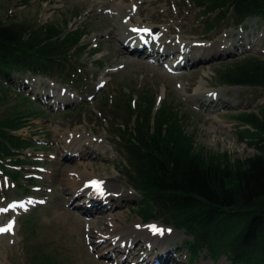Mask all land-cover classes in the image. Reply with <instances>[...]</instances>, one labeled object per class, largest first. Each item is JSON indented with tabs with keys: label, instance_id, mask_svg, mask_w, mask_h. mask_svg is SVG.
I'll return each instance as SVG.
<instances>
[{
	"label": "rangeland",
	"instance_id": "rangeland-1",
	"mask_svg": "<svg viewBox=\"0 0 264 264\" xmlns=\"http://www.w3.org/2000/svg\"><path fill=\"white\" fill-rule=\"evenodd\" d=\"M120 2L136 4L130 18L137 29L151 26L153 32L140 36L151 37L156 45L163 46L158 55L130 51V41L137 31L130 30L132 34L126 38L115 36L117 15L111 10ZM201 12L187 0H0V22L87 30L82 42L86 48L72 57L78 69L73 78L78 84L42 76L29 78V74L21 77L24 84L0 83V116H14L19 109L32 112L17 133L34 143L21 154L22 160H29L27 164L6 165L8 169L1 166L9 175L20 170L16 176L7 178L0 169V226L14 223L13 232L0 234V264H40V260L43 264H144L149 250L153 252L147 254V264H155V260L162 264H230L224 251H220L217 263L208 251L198 257L190 254L184 244L188 238L185 231L161 219L148 223L169 227L171 231H165L164 236L153 233L148 226L151 224L144 225L147 221L136 211L141 196L127 178L125 157L110 124L122 121L123 112L115 113L104 105L105 101L116 102L134 93L131 102L135 107L133 100L138 101L140 94L148 91L157 96L158 106L163 101L172 103L184 114L188 131L195 134L197 146L207 153H228L231 159L256 153L241 138L235 118L264 103V89L221 86L217 69L244 57L264 59L263 21L251 18L233 27L229 17L213 33L204 35L207 23L205 19L199 21ZM171 40L176 46L198 47L196 52L204 57L188 59L178 50L174 56L160 58L164 45ZM126 46L125 53H120ZM126 59L130 61L126 63ZM199 87L215 101L205 100L202 105L194 101L192 96ZM214 118L221 123L214 124L215 130L211 128ZM78 132L87 135L79 144L80 153L75 151L77 144L73 149L68 143L78 137ZM77 162L85 163L86 169L80 170ZM66 166L78 171L62 173ZM82 174L113 176L114 186L109 190L113 196L105 203L64 179ZM115 193L121 195L116 197ZM100 208L107 212L98 213ZM136 222L146 230L130 245L131 258L122 261L128 254L126 248L116 246L115 241L121 239L116 235L132 230ZM97 232L104 236L103 241ZM116 248L121 251H114ZM158 252H165V257L172 260L159 259Z\"/></svg>",
	"mask_w": 264,
	"mask_h": 264
},
{
	"label": "trees",
	"instance_id": "trees-1",
	"mask_svg": "<svg viewBox=\"0 0 264 264\" xmlns=\"http://www.w3.org/2000/svg\"><path fill=\"white\" fill-rule=\"evenodd\" d=\"M190 1L206 19V35L229 17L234 26L253 17L264 24V0ZM86 34L85 28L1 21L0 77L7 81L31 73L73 82L77 70L72 57L86 47L81 44ZM217 78L220 85L264 89V59H236L218 68ZM133 94L112 102L113 111L124 117L112 125L125 153L127 178L141 195L138 214L145 221L161 219L184 229L186 248L195 257L207 250L217 261L224 251L230 264H264V103L235 118L241 138L256 153L231 159L228 153L198 147L174 104L164 101L157 107V96L143 91L133 107ZM18 111L0 116V162L12 158L22 163L18 155L33 145L17 134L33 114Z\"/></svg>",
	"mask_w": 264,
	"mask_h": 264
},
{
	"label": "bare ground",
	"instance_id": "bare-ground-1",
	"mask_svg": "<svg viewBox=\"0 0 264 264\" xmlns=\"http://www.w3.org/2000/svg\"><path fill=\"white\" fill-rule=\"evenodd\" d=\"M136 4H125L124 2H120L118 5L116 6H113L112 7V10L111 12L113 14H116L117 15V21H116V29H117V35L115 36H119V37H127V36H130L132 33L130 30H133V32H135L136 28H137V25H134L133 22H132V19L130 18V15L132 14V12H134L136 10ZM128 10L129 12L127 13L128 15L126 16H123V12ZM134 14V13H133ZM140 29H143V28H149V26H142V27H139ZM140 33V32H139ZM125 37V38H126ZM147 41V40H146ZM134 42H136L137 44H141L143 41L142 39L140 38V36L138 34H135L134 38L131 40V44H133ZM174 40H171L169 42V44H166L164 45V49L163 51L161 50V55H160V58H164V57H167V56H170V54H173L172 56L176 55L177 51L178 50H182L183 51V54L185 56V58H188V59H191V58H196V57H199L200 59L204 57V55L200 56L198 55V53L196 52V50H199L198 47H195V46H176L174 44ZM130 44V45H131ZM135 44V43H134ZM132 46V45H131ZM182 46V47H181ZM130 47V46H129ZM160 47L161 46H158L156 48L155 45L152 46L151 48V45H150V48H149V51H150V54L154 55H158V53H160ZM163 47V46H162ZM191 47V48H190ZM229 47V46H228ZM124 48H127L126 47H123L120 51V53H125L124 52ZM158 50V51H157ZM118 51V50H117ZM130 51L133 52V53H141L136 47H130ZM186 54V55H185ZM194 54V55H193ZM178 56V55H177ZM185 58H183L182 60H185ZM128 61H130L129 59H126L125 62L127 63ZM175 63H171L170 65H173ZM203 89L201 87H199V92H197L196 94H194L192 96V99L194 101H200L201 102V105L203 104V102L205 100H209L211 102H214V98L213 97H210L209 96V93L208 91L205 92V91H202ZM218 99V97H217ZM215 123H218L219 125H221V123L217 120V118H214L213 121H212V124H211V128H213L215 130ZM77 133V132H76ZM72 134V133H71ZM75 134V133H74ZM73 134V135H74ZM77 136L79 137H76L75 138H71L70 140H68V143H69V146L71 148H73V144H77V149L75 151H78V153L81 152V147L79 146L80 142H82V140L84 139V137H87L86 134H83V133H79L77 134ZM93 136H92V141L93 140ZM73 146V147H72ZM100 147V145H98ZM74 149V148H73ZM71 151V150H70ZM75 155H78L77 153H75ZM83 155V154H82ZM68 158V157H67ZM82 161V160H81ZM77 166L78 168H82L80 170H83V169H86V164L85 163H80V162H77ZM61 169V168H60ZM62 173H65L68 175L69 172H72V171H78V170H74L73 168H70L69 166H66L65 169L63 170H60ZM51 171L49 172V177L51 176ZM118 175V174H117ZM116 177V176H115ZM102 180H104V185H102L101 188H99V190H101V193L99 194V197L101 198V200H108L110 199L113 195H110L109 194V190L111 189L110 187L114 186V182H111L112 179H113V176L111 177V179L107 178L106 176L104 177H101ZM66 179L68 182L70 181L72 183V185L75 187L77 186L79 188V191L84 193L85 195H87L89 193V191H91V186L89 185V181L93 180L94 178L92 177H89V176H86L84 174H82L80 177H75V178H71V177H67L64 178ZM69 182V183H70ZM82 190V191H81ZM98 190V191H99ZM121 194H117L115 193V196L116 197H119ZM114 196V197H115ZM105 200V201H106ZM102 203V201H100ZM29 204V203H28ZM90 206V205H89ZM101 210V208H100ZM97 212V211H96ZM107 211L105 210H101L99 211L98 213H103L105 214ZM109 216V215H108ZM95 218V217H94ZM101 225V224H100ZM4 225H1V227H3ZM148 226H151V225H148ZM162 228V227H160ZM146 230V227L142 226L141 224H138L137 222L134 224V227L132 230H128L126 232H122V234H119L118 236L116 235V237H121L120 240H116L115 238H113V240L115 239V244L116 246H119L120 248L123 247V248H126L125 249V252H127V258H124L122 261H125L127 259H130L131 256H132V248L130 247V245L132 244V242H134L135 239H137L140 235V233L142 234V232H144ZM101 233V232H100ZM97 232V235H98V238H100V240H104V236H102V234H100ZM3 236V235H2ZM5 236V235H4ZM112 236V235H111ZM113 237H115V234L113 235ZM107 240V239H106ZM119 241V243H118ZM107 242V241H106ZM132 246V245H131ZM118 248V247H117ZM116 250L114 249V251H118L120 252L121 250ZM126 255V254H125ZM111 256V255H110ZM120 256V255H119ZM160 261V260H159ZM158 264H162V262H159Z\"/></svg>",
	"mask_w": 264,
	"mask_h": 264
},
{
	"label": "snow or ice",
	"instance_id": "snow-or-ice-1",
	"mask_svg": "<svg viewBox=\"0 0 264 264\" xmlns=\"http://www.w3.org/2000/svg\"><path fill=\"white\" fill-rule=\"evenodd\" d=\"M136 31H140V30H136ZM142 31L144 32H148L149 30L148 29H143ZM97 188H101L102 187V182L100 181H94L92 182ZM151 229L154 231V232H157V233H160V234H163L165 231H171L170 229L169 230H165L163 228H160L156 225H152L150 226ZM12 228V225H9L7 228H0V232H7V231H10Z\"/></svg>",
	"mask_w": 264,
	"mask_h": 264
}]
</instances>
